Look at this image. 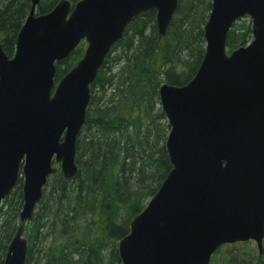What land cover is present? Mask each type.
<instances>
[{
	"label": "water",
	"instance_id": "obj_1",
	"mask_svg": "<svg viewBox=\"0 0 264 264\" xmlns=\"http://www.w3.org/2000/svg\"><path fill=\"white\" fill-rule=\"evenodd\" d=\"M29 15L11 57L0 45V204L22 178L21 224L32 220L53 163L75 177L77 135L90 84L131 19L156 10L164 36L178 0H59ZM205 53L182 85L161 83L171 169L117 243L121 264H209L223 244L264 239V0H212ZM248 16L252 40L226 50L232 23ZM85 41L55 82V62ZM22 226L2 264H24Z\"/></svg>",
	"mask_w": 264,
	"mask_h": 264
},
{
	"label": "trees",
	"instance_id": "obj_2",
	"mask_svg": "<svg viewBox=\"0 0 264 264\" xmlns=\"http://www.w3.org/2000/svg\"><path fill=\"white\" fill-rule=\"evenodd\" d=\"M30 2L0 0V43L9 57ZM58 2L39 0L36 10L45 13ZM211 6V0H178L163 37L155 9L131 19L90 84L86 119L75 146L76 176L66 179L55 169L33 219L24 224L28 241L24 264H121L118 241L172 167L159 85H182L194 76L205 53L203 26ZM231 27L228 51L252 39L248 16ZM84 46L81 42L55 63L54 80L59 81L82 57ZM22 185L21 176L0 205V264L20 225ZM220 249L209 264H215ZM233 259L225 254L222 264ZM254 264H264L262 255Z\"/></svg>",
	"mask_w": 264,
	"mask_h": 264
},
{
	"label": "rangeland",
	"instance_id": "obj_3",
	"mask_svg": "<svg viewBox=\"0 0 264 264\" xmlns=\"http://www.w3.org/2000/svg\"><path fill=\"white\" fill-rule=\"evenodd\" d=\"M244 243H233L230 245H224L221 247L219 252L215 255V264H222L224 261V256L233 255L236 257V260L233 259L231 264H254V261L257 257V247L256 242L247 241ZM243 259V260H242ZM262 260L264 261V239H263V252H262Z\"/></svg>",
	"mask_w": 264,
	"mask_h": 264
},
{
	"label": "bare ground",
	"instance_id": "obj_4",
	"mask_svg": "<svg viewBox=\"0 0 264 264\" xmlns=\"http://www.w3.org/2000/svg\"><path fill=\"white\" fill-rule=\"evenodd\" d=\"M30 1V0H29ZM38 5V4H37ZM30 6H31V2H30ZM30 6H29V9H28V11H27V15H26V17L29 15V11H30ZM37 9V7L35 8V12L37 11L36 10ZM26 19V18H25ZM25 19H24V21H25ZM24 21L22 22V25H21V27L24 25L23 23H24ZM0 45H1V43H0ZM160 86V85H159ZM158 95H159V90H158ZM117 248V247H116Z\"/></svg>",
	"mask_w": 264,
	"mask_h": 264
}]
</instances>
